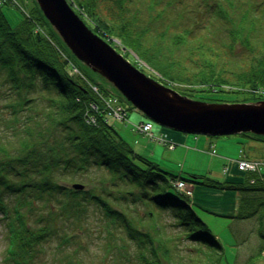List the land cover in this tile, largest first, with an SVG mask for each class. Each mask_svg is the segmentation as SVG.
<instances>
[{
	"label": "trees",
	"instance_id": "obj_1",
	"mask_svg": "<svg viewBox=\"0 0 264 264\" xmlns=\"http://www.w3.org/2000/svg\"><path fill=\"white\" fill-rule=\"evenodd\" d=\"M130 1L116 0L119 10ZM207 1L140 0L145 11L168 14L162 20L182 31L174 45L202 57L190 69L171 60L153 77L195 100H264V0ZM67 2L101 38L111 43L108 37H116L142 59L154 58L141 47L143 33L134 31L135 13L130 20L119 12L109 22L100 14L98 0ZM2 7L0 224L8 243L6 262L29 264L43 244L56 239L55 248L61 251L60 246L80 233L100 238L102 264H183L172 256V238L161 233L159 219L168 212L174 219L170 226L181 228L178 241L193 245L188 250L196 256L189 264H219L222 245L200 218L208 211L173 186L177 179L236 191V211L227 218L258 217L261 222L264 187L256 173L240 174L236 181L194 174L187 180L136 154L103 109V97L126 100L73 57L35 2L27 12L17 7L22 18L14 26ZM171 15L180 18L170 21ZM73 67L78 72H71ZM229 95L243 98L224 100ZM240 135L264 143V136ZM252 178L255 183L250 185ZM90 215L94 222L87 220ZM263 251L264 245L243 264H256ZM65 257L67 264H84L73 254Z\"/></svg>",
	"mask_w": 264,
	"mask_h": 264
},
{
	"label": "rangeland",
	"instance_id": "obj_2",
	"mask_svg": "<svg viewBox=\"0 0 264 264\" xmlns=\"http://www.w3.org/2000/svg\"><path fill=\"white\" fill-rule=\"evenodd\" d=\"M22 9L27 12L35 0H15ZM143 1V0H141ZM178 0H174V3ZM185 2H195L200 0H184ZM205 1V0H203ZM147 2V0H146ZM207 2H212L208 0ZM12 4V3H11ZM140 0H131L127 5H123L119 10V5L116 0H98L97 8L106 20L112 21L118 19V13L123 11V15L132 20L135 13L137 18V26L134 31L142 32L141 47L146 48L150 59H142L135 54L131 48L122 45V42L116 37H108L112 47L123 55V57L134 64V66L147 75L158 76L163 67H166L169 61L177 62L181 66L188 69L194 67L195 62L202 59L197 55H189L188 47L174 45V40L181 41L182 31L174 26H168V21L162 19L168 14H162L157 11L151 14L145 11V6H140ZM127 6V7H126ZM140 7L139 12L136 7ZM159 9H161L159 7ZM2 13L7 22L14 26L22 18L21 11L10 5V2L3 4ZM160 16V17H159ZM169 16L170 21H177L180 15ZM155 18L154 22L150 23V18ZM192 18H194L192 16ZM189 19H191L189 17ZM200 21V18L192 23ZM190 22V23H191ZM119 23V22H118ZM76 71L73 67L71 72ZM98 82L103 83L110 90L116 91L107 82L98 79ZM182 87V84H179ZM115 96L103 97L104 112L109 120V123L116 130L118 135L130 146V148L138 155L148 157L155 161L165 171L180 175L189 180L190 175L206 176L217 181H236L239 176L235 170V159L245 157L249 160L257 162V167L249 172H256L259 177V182L264 187V143L261 140H256L250 137H245L240 134L229 136H202L193 134H184L167 130L155 124L153 139L135 132L134 126L142 119V114L128 104V102H119L125 106L128 111V118L125 121L118 120L113 116L115 105ZM243 96L229 95L224 98L226 101L235 99L242 101ZM119 101V100H118ZM95 109V108H94ZM164 139L173 144V148L169 149L162 142L157 141ZM210 145L212 149H210ZM212 151V152H211ZM239 154L241 156H239ZM226 167V173H222V169ZM234 174V175H233ZM237 174V175H235ZM238 176V177H237ZM253 185L252 181H249ZM182 193L190 191L191 199L201 208L208 211L203 213L200 218L216 236L219 243L222 245V256L219 264H243L245 260L254 254L262 245H264V215L261 222L258 217H251L244 220H234L227 218L236 211L237 192L233 190L220 191L205 187L193 185V188L187 186L178 188ZM134 206V205H133ZM139 209L140 207L137 206ZM87 220L94 222V216L90 215ZM173 217L167 212L159 219L161 233L164 236L172 238L169 242L171 245L172 256L175 260L181 261L183 264H189L191 259H195V253L188 250V247H193L188 241H178V233L181 230L179 227L170 226L173 224ZM261 224V227L259 228ZM94 228V226H92ZM72 236L69 243L60 246L61 251L56 250V239L42 245L37 256H34L29 264H67L65 255L73 254L78 257L84 264H102L103 255L102 242L95 234H77ZM59 242V240H58ZM7 238L4 228L0 224V264H14L6 262V247ZM27 261V260H26ZM20 264V263H19ZM105 264H113L111 261ZM256 264H264V254Z\"/></svg>",
	"mask_w": 264,
	"mask_h": 264
},
{
	"label": "water",
	"instance_id": "obj_3",
	"mask_svg": "<svg viewBox=\"0 0 264 264\" xmlns=\"http://www.w3.org/2000/svg\"><path fill=\"white\" fill-rule=\"evenodd\" d=\"M65 47L157 125L184 134L264 136V100L211 103L181 95L138 70L94 33L67 0H35ZM80 189V185H73Z\"/></svg>",
	"mask_w": 264,
	"mask_h": 264
},
{
	"label": "built area",
	"instance_id": "obj_4",
	"mask_svg": "<svg viewBox=\"0 0 264 264\" xmlns=\"http://www.w3.org/2000/svg\"><path fill=\"white\" fill-rule=\"evenodd\" d=\"M92 89H94V91H96V87H93ZM91 108H95L94 105H92ZM113 116L118 120H122L125 118L126 114L121 107H116L113 110ZM153 126H154L153 122H151L150 120H146V121L141 122L138 125H136L135 128L140 133H143V134L147 135L148 137L153 138L154 137ZM234 165L239 171L246 172L248 170H254L257 167V162H255L253 160L240 159L238 161H235ZM175 186L177 188L187 187V185L183 181H180V180L175 182ZM186 193L190 194V191H187Z\"/></svg>",
	"mask_w": 264,
	"mask_h": 264
},
{
	"label": "bare ground",
	"instance_id": "obj_5",
	"mask_svg": "<svg viewBox=\"0 0 264 264\" xmlns=\"http://www.w3.org/2000/svg\"><path fill=\"white\" fill-rule=\"evenodd\" d=\"M69 51V50H68ZM70 52V51H69ZM71 53V52H70ZM72 54V53H71ZM73 55V54H72ZM73 57L77 60V58L73 55ZM78 61V60H77ZM81 65H83L84 67H86L87 69H89L87 66H85L83 63H81L80 61H78ZM76 70H77V68H76ZM92 73H94L96 76H97V78L98 79H102L103 80V78L99 75V74H97V73H95V72H93L91 69H89ZM78 71V70H77ZM96 88L98 89V87L96 86ZM93 91H94V89H92ZM95 92V91H94ZM91 106L90 107H92V104H90Z\"/></svg>",
	"mask_w": 264,
	"mask_h": 264
}]
</instances>
